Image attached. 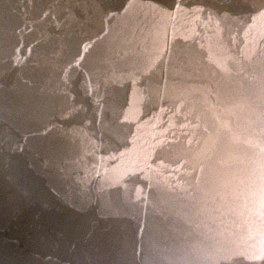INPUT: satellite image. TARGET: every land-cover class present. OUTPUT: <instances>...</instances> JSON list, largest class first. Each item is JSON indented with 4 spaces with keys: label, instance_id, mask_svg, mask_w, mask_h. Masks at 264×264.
Wrapping results in <instances>:
<instances>
[{
    "label": "water",
    "instance_id": "water-1",
    "mask_svg": "<svg viewBox=\"0 0 264 264\" xmlns=\"http://www.w3.org/2000/svg\"><path fill=\"white\" fill-rule=\"evenodd\" d=\"M0 264H264V0H0Z\"/></svg>",
    "mask_w": 264,
    "mask_h": 264
}]
</instances>
